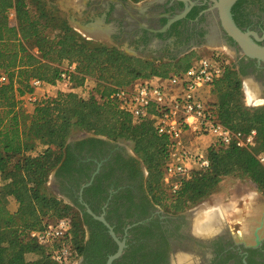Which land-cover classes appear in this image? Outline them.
<instances>
[{"label":"trees","instance_id":"trees-1","mask_svg":"<svg viewBox=\"0 0 264 264\" xmlns=\"http://www.w3.org/2000/svg\"><path fill=\"white\" fill-rule=\"evenodd\" d=\"M57 1L0 0V70L8 76V82L0 85V264H58L52 259V246L39 244L31 231L64 217L72 219L64 241L77 250L76 258L86 253L85 224L91 225L88 220L92 217L77 202L84 210L75 220L73 206L47 190L52 172H61L69 164L73 154L69 139L77 131L129 142L148 168V186L157 202L174 211H185L213 194L230 175L248 177L264 195V163L258 159L264 153V106L254 110L245 106L243 84L232 65L226 66L214 85L217 101L213 105L230 128L256 129V146L210 148L209 168L194 170L178 193L168 196L163 185L168 138L157 133L151 120L135 122L111 95L117 87L138 79L182 73L200 56L192 51L180 58L149 60L130 56L111 44L87 40L65 20L59 23L51 9ZM204 8L193 7L186 20L195 19ZM236 10L234 7L232 12L236 14ZM12 12L15 22L11 21ZM236 21L240 27L248 24ZM180 22L171 26L168 35L182 36ZM73 63L74 86L83 87L84 93L58 91L36 104L29 114L21 97L34 91L31 80L55 84L64 64ZM38 140L47 147L36 152ZM11 196L17 198L16 211L9 208ZM165 200L169 203H163ZM96 223L104 227L100 221ZM136 252L126 253L133 259L131 264H136ZM32 253L38 256L33 261L29 259ZM102 258L104 263L107 257Z\"/></svg>","mask_w":264,"mask_h":264},{"label":"flooded vegetation","instance_id":"flooded-vegetation-1","mask_svg":"<svg viewBox=\"0 0 264 264\" xmlns=\"http://www.w3.org/2000/svg\"><path fill=\"white\" fill-rule=\"evenodd\" d=\"M123 1L119 5L114 1L85 0L75 12L72 9L64 11L71 27L72 21L86 24L103 18L107 23L114 22L116 29L112 40L121 43L120 47L128 42L129 46L137 50H146L154 38H160L166 42L161 49L165 57L175 56L192 42H204L211 29H214L211 40L226 50L233 69L241 78L243 89L247 95L248 91L254 95L250 103L264 106V62L243 53L239 44L226 33L217 14L211 10L214 4L212 0H197L199 3L193 7L205 5V8L198 12L195 19L186 20L190 10L185 17L174 21L162 32L154 30L160 29L172 16L182 12L187 5L184 0L154 2L148 4L143 11L130 9L127 0ZM240 1L233 6L237 7L236 14L233 13L235 21L238 19L247 22L248 24L241 28L256 32L259 36L258 42L264 44V0ZM129 16L139 19L143 25L139 22H128ZM164 18L167 21L162 24ZM181 20L179 28L182 36L178 37L175 33L168 35L171 26ZM107 42L121 49L112 41ZM150 52L155 53L158 50L152 48ZM256 99L262 102L257 104ZM71 138L69 145L73 154L69 164H66L67 167L61 172L58 169L54 171V192L79 209L82 215L84 209L87 212L84 203L93 211V208H96L95 214L105 215L118 238L126 243L122 256L114 263L131 264L133 259L126 253L137 250L136 264H188L186 261L191 264H264V235L262 233L257 236L256 228L252 231L249 241H245L226 228V225L223 226L224 221H221L222 228L217 235L212 239L203 240L192 232V213L187 212L193 209L180 212L162 209L155 193L153 194L148 186L147 166L129 144L88 133ZM77 202L84 209L79 207ZM217 206L219 205L203 209L200 215L205 217L206 213L212 211L218 221L222 220ZM251 206L249 212L252 214L256 205ZM89 215L92 217L88 220L91 225L85 224L84 240L87 250L76 264H106L109 255L116 252L118 244L103 222ZM247 216L249 215L245 217ZM260 216L262 218L263 214ZM95 221H100L105 228ZM236 226L238 228H235V232L240 231L243 223L238 221ZM251 226L252 223L248 229ZM105 255L107 258L103 263L102 257Z\"/></svg>","mask_w":264,"mask_h":264},{"label":"built area","instance_id":"built-area-1","mask_svg":"<svg viewBox=\"0 0 264 264\" xmlns=\"http://www.w3.org/2000/svg\"><path fill=\"white\" fill-rule=\"evenodd\" d=\"M227 65L232 62L226 52L214 49L212 54L194 60L182 73L138 79L117 87L111 95L135 122L151 120L157 133L168 138L163 184L171 195L178 193L194 170L209 168L210 148L256 145L257 130L244 132L225 125L210 99L213 84L223 76ZM75 69V63L66 65L55 84L37 78L31 80L34 91L21 100L36 102V89L46 86L57 91H75L72 80ZM7 82L8 76L0 70V85ZM258 159L264 163V153ZM71 225L72 219L64 217L43 229L31 231V237L41 245L52 246V259L56 263L76 264L80 259L75 257L77 250L64 241Z\"/></svg>","mask_w":264,"mask_h":264},{"label":"water","instance_id":"water-1","mask_svg":"<svg viewBox=\"0 0 264 264\" xmlns=\"http://www.w3.org/2000/svg\"><path fill=\"white\" fill-rule=\"evenodd\" d=\"M73 3L76 5L75 7H81L83 5V2L85 0H72ZM106 1H114L116 3H118L119 5H121L124 1L123 0H106ZM162 0H143L137 3H133L131 0H127V3L130 4V9H136V10H144L145 7H147L148 4L154 3V2H160ZM187 5L186 8L172 16L168 23L166 25H164L163 27H161L160 29L154 30V31H166L170 25L178 20L181 19L183 17H185L188 12L191 10V8L196 4L199 3V1L197 0H184ZM214 2L213 6L211 7V10L215 11V13L217 14L218 19L220 20V23L222 25V27L224 28V30L226 31V33L231 36L241 47L242 52L245 53L247 56L251 57V58H255L258 61H263L264 62V44H260L258 42L259 40V36L256 32L253 31H248V30H244L242 29L240 26H238V24L236 23L234 17H233V6L234 4L238 1V0H212ZM73 12H75V9H72ZM130 11V10H129ZM128 22L133 23V22H139L140 25H143V23H141L139 21V19L135 18V17H131L129 16ZM72 26L79 31L80 33H82L85 37H87L88 39H92L95 41H112V34L115 32L116 29V25L114 22L111 23H107L104 21V19L102 18H98L95 22H90V23H80L78 21H72ZM217 28V26L215 27ZM214 29H211V33L209 35H207V38L204 42H199V43H195L192 42L189 45H187L186 47H184L182 50L178 51L175 56L177 58H180L182 56H184L185 54H188L190 52H192L194 49L200 48L202 46H210V47H214L215 45H217L216 42L211 40V35L213 33ZM116 45H119L121 43H116L113 42ZM128 42H125L124 45L122 47H120L122 50H124L127 54L129 55H134L136 57H140V58H144V59H149V60H169L171 59V57H165L163 54V52L161 51V49L164 47V44L166 43L164 40L160 39V38H154L153 41L147 46L146 50H137L131 46H129L127 44ZM157 49L158 52L155 53H151L150 49ZM72 138L69 139V141H71ZM84 205L86 206L87 212L89 214H91L93 217H95L96 219L100 220L101 222H103V224L109 229V233L110 235L113 237V239L117 242L118 244V248L116 250V252H114L113 254L109 255V257L107 258L106 264H113L118 258H120L124 252V249L126 247V243L123 240H120L116 234V232L114 231L112 225L110 224V222L106 219L105 215H97L94 213V211L86 204L84 203ZM202 208L200 209H193L191 211H188L187 213H192V215L190 216V218H193V229L192 232L195 236H197V238L203 239V240H208V239H212L214 238L217 233L219 231H217L213 236H207V237H203L201 235H199L197 232H195L196 227H197V223L196 220L199 224L200 227L203 228V224L207 219L200 215L202 214ZM202 217L204 219H202ZM224 221L223 217L222 220L219 219V222ZM225 225V223H223V226ZM205 226V225H204ZM201 229V228H200ZM257 236H259L257 234ZM258 243H260V240H258ZM246 264V262H245Z\"/></svg>","mask_w":264,"mask_h":264},{"label":"rangeland","instance_id":"rangeland-1","mask_svg":"<svg viewBox=\"0 0 264 264\" xmlns=\"http://www.w3.org/2000/svg\"><path fill=\"white\" fill-rule=\"evenodd\" d=\"M133 1L136 2L135 0H133ZM141 1H143V0H141ZM70 5L76 6L73 3V1H71ZM51 9H53V13H54L56 19L59 21V23H61V21H63V20H65L67 22V14L64 11V9L68 10L67 6H62V5H60L59 1H57V4L55 3V4L51 5ZM11 21L12 22L16 21L14 12L11 13ZM72 29L75 32L82 35L87 40H92V39H88L87 37H85L82 33L77 31L73 27H72ZM92 41H95V40H92ZM95 42L110 44L107 41H95ZM214 49H220V50L226 52V50H224L223 47L217 46V45H215L214 47L202 46L200 48L194 49L193 51H196L198 56L203 57V56H207V55L212 54ZM198 58H196V59H198ZM230 60H231V58H230ZM66 65L67 64H64V67ZM215 83L213 84V89H214ZM48 88L50 89L49 92H48ZM77 88H78L77 90L80 94L84 93L83 87H77ZM213 89H212V94L210 95V99L212 100V102H215V101H217V95L213 93ZM242 91H243L242 100H243L246 107H248L252 110L263 107L262 105L261 106L260 105H252L250 103L251 99L249 98V95H247L246 91L243 88H242ZM57 92H58L57 90L51 89L48 86L36 89V95L38 97L37 101L32 102V101L24 100L23 101L24 108L30 114L33 112V109L35 108L36 104H38L40 101H42L43 99H45L48 96H55L57 94ZM261 102L262 101H259L258 103H261ZM82 133L93 134L91 132L82 130V131H77V132L73 133L71 137L82 134ZM93 135H95V134H93ZM120 142H125V143L129 144L130 147H132L129 142H126V141H120ZM35 146H36V150H35L36 152L41 151L47 147V145L44 143V141H41V140H38L36 142ZM53 173H54V171L52 172L50 180L47 184V190L52 195H55L58 198L62 199L61 197H59L54 192L55 185H54V181H53ZM165 189H166V187H165ZM166 191H167V189H166ZM167 192H168V196L171 195L169 193V191H167ZM252 192L257 193V197H258L257 202H256V198H253V200H254L253 202H252V199H250ZM8 200H9V208L12 211H16L19 207L17 198L15 196H11L8 198ZM260 201H262V202L260 203ZM66 203H68V202H66ZM163 203H169V200H165ZM252 204L256 205V206H254V211L258 214H261V215L263 214L262 218L264 219V195H262L257 190L256 185L248 177L241 176V175H230V176H227L223 179V181L220 183V186L218 187L216 192H214L213 194L201 199L198 203L187 208L186 210L194 209L197 206H202L201 208L203 210L205 208L209 209L212 206L219 205L217 207H220L221 210L223 211L224 209H222V207H227L226 205L231 206L232 209L229 210L228 213L227 212L224 213V211H223V217H224V223L227 226L226 228L230 229L232 232L235 233V228L238 226V225L236 226V223L238 221H241V216L245 217L246 215H248L250 213L249 209L252 207L251 206ZM161 206L163 207L162 209H164L166 211H172V209L168 205H162L161 204ZM234 206L237 208H241V210L239 212H237L238 210L237 211L233 210ZM72 210H73L74 215H75V220L80 218V216L82 215V213H80L81 211L74 206L72 207ZM250 215H252V214L250 213L249 216ZM235 235H236V233H235ZM237 237H239L241 239H245V241H247V240L249 241V239H247L246 237H240V236H237ZM37 258H38V256L34 255L33 253L29 255V259H31L32 261L37 259Z\"/></svg>","mask_w":264,"mask_h":264},{"label":"crops","instance_id":"crops-1","mask_svg":"<svg viewBox=\"0 0 264 264\" xmlns=\"http://www.w3.org/2000/svg\"><path fill=\"white\" fill-rule=\"evenodd\" d=\"M58 1H59V3L62 6H67L68 9H75V10L78 9V7H75L73 5H70L72 0H58ZM77 89L78 88H76V90H75L76 92H78ZM49 90L50 89L48 88V92H49ZM253 198H257V193H255V192H252L251 193L250 199H252V202L254 201ZM233 210H235V211L238 210L237 212H239L241 210V208L233 207ZM241 221L243 223V227L240 229V231H236L235 232L237 236H240V237L243 236V237H246L247 239H250L251 238V235H252V231L255 228H256V235L257 234L260 235L262 233L264 235V219L261 218L260 214H258L255 211H253L252 212V215H250V216H247V217L241 216ZM251 223H252L253 226H251L250 229H248ZM242 240H245V239H242Z\"/></svg>","mask_w":264,"mask_h":264},{"label":"bare ground","instance_id":"bare-ground-1","mask_svg":"<svg viewBox=\"0 0 264 264\" xmlns=\"http://www.w3.org/2000/svg\"><path fill=\"white\" fill-rule=\"evenodd\" d=\"M70 2V1H69ZM213 37V36H212ZM211 38V37H210ZM248 95H249V98L251 99V100H253V96L254 95H252L249 91H248ZM256 101H257V103L260 101V100H258V99H256ZM227 207H222V209H224L223 211H224V213H228V211L229 210H231L232 209V207L231 206H228V205H226ZM235 207V206H234ZM218 211H219V214L221 215V217H223V211L221 210V208L220 207H217L216 208ZM235 209V208H234ZM207 214V215H206ZM205 214V218L207 219L204 223H206V224H203V228L202 227H200L199 226V224H198V222H197V220H196V225H197V227H196V230H195V232H197L199 235H201V236H203V237H207V236H213L214 235V233L216 232V231H220L221 230V228H222V225H221V223L218 221V219H216V217H215V213L214 214H212V211H210V212H208V213H206ZM219 217V216H218ZM224 218V217H223ZM202 219H204L203 217H202ZM205 225V226H204ZM217 227L216 229H215V227ZM219 227V228H218ZM201 228V229H200ZM243 237V236H242ZM180 258H182V257H180ZM186 258V257H185ZM183 259V258H182ZM187 260H189V259H187ZM181 261V260H180ZM192 261V260H191ZM181 262H183V261H181ZM188 264H191V262H188V261H186ZM185 262V263H186ZM193 263V262H192Z\"/></svg>","mask_w":264,"mask_h":264}]
</instances>
